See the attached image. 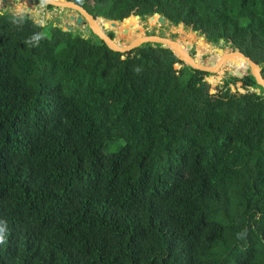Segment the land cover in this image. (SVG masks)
<instances>
[{
  "label": "trees",
  "instance_id": "1",
  "mask_svg": "<svg viewBox=\"0 0 264 264\" xmlns=\"http://www.w3.org/2000/svg\"><path fill=\"white\" fill-rule=\"evenodd\" d=\"M67 1L111 21L158 13L264 67V0ZM44 32L0 9V264H264L254 77L212 94L160 44Z\"/></svg>",
  "mask_w": 264,
  "mask_h": 264
},
{
  "label": "water",
  "instance_id": "2",
  "mask_svg": "<svg viewBox=\"0 0 264 264\" xmlns=\"http://www.w3.org/2000/svg\"><path fill=\"white\" fill-rule=\"evenodd\" d=\"M31 2H35V0H29ZM43 3V5H51L53 7H60L63 8V11H66L65 9L70 8L71 10H77L82 16H79L75 19L74 16L70 17L72 20H76L75 27H83L84 30L83 32L86 33H95L99 38H96L94 40H97L101 43H104L109 49L120 52V53H127L131 52L136 48L141 47L142 45L152 43V44H160L163 47L171 49L174 54L181 60L183 61L187 66L195 69V70H200L204 71L207 73H218L220 72L226 65L232 64L233 68L232 70L225 69L224 70V75H230L234 74L235 76L239 78H243L247 75H252L257 83L258 86L262 87L264 89V75L262 73V66L254 62L250 57L246 56L244 53L239 51L238 49L235 48V46L231 44V46L234 48L233 51L231 52L230 55L231 57H228L229 55L226 53L220 54V58L217 61H214V64H212L209 67H203L199 64H195L192 61H190L187 57V55L180 50L178 47L177 43L175 40H173V37H166V36H160L158 34H141V30L137 29L135 30V34H137L138 37L128 45L124 47H118L116 44V41L113 37L109 36L107 34L108 31L111 30V25L118 27L117 24H121L124 21H128L130 18H135L136 20H140L141 16L136 15V16H131L127 19L124 20H119V21H111V20H106L102 17H95L91 13H89L84 7L80 6L79 4L73 2V1H67V0H38V4ZM65 8V9H64ZM31 10V9H29ZM155 18L159 20L161 24H166L167 20L163 17L160 16L158 13H156L153 17L150 23H152ZM102 21L104 23V28L103 32L98 31L94 24L97 22ZM183 26L184 28L187 27L185 24L180 23L178 25ZM63 28L62 26H60ZM66 29L64 31H74L75 27L74 25H66ZM191 32L200 34L199 31L193 30L191 27H187ZM131 30L129 28L124 29L121 31L122 34L129 35ZM203 37L205 38H211L206 34H203ZM216 42H221L224 41V39H218V38H212ZM202 56H205V50L200 51ZM248 65L245 67V65ZM250 66V68H249Z\"/></svg>",
  "mask_w": 264,
  "mask_h": 264
},
{
  "label": "rangeland",
  "instance_id": "3",
  "mask_svg": "<svg viewBox=\"0 0 264 264\" xmlns=\"http://www.w3.org/2000/svg\"><path fill=\"white\" fill-rule=\"evenodd\" d=\"M9 5V6H8ZM39 6L41 4H38ZM36 7L35 2H31L29 0H8V4L4 0H0V9L9 12L14 15H25L28 13L30 15L31 19H34L37 23H41L42 25L45 26V34H49L50 30L54 26H62L63 30L66 29V25H71L75 27V21L72 20L70 17L74 16L75 18L79 17L81 14L77 10H71L70 8H64L66 11L62 13V9L60 7H55L54 9L50 10L47 9V7ZM31 8V10H29ZM67 16V18H66ZM133 18V17H132ZM157 18H155V21H153L151 24L142 22L141 20H136L133 19L131 20L128 24H117L118 27L112 26L111 25V32L114 33L116 31L115 37L116 41H124L125 45L131 43L134 41V39L137 36L135 34V30L140 29L141 34H145V29L148 26V28L155 27L157 34L160 33L161 31L165 33L166 37H173V40L175 41H180L181 43H184V46L188 48L189 52L199 58L200 60L202 59L203 61L205 60V56H202L200 51L205 50V54H213L214 52H217V49H223L218 45H213L207 41L205 37L201 34H194L191 33L190 30L187 28H183V26L175 27L176 25H171L170 27L173 26V30H170V28L162 27L159 23H157ZM129 28L131 32L129 35L122 34L121 31L124 29ZM84 28L79 27L74 29L76 32H80L84 37L89 38L92 37L90 34H85L83 32ZM227 42V41H225ZM229 43V42H227ZM225 51V49H224ZM226 52V51H225ZM218 53V52H217ZM204 57V58H203ZM211 62H214L215 59L211 58ZM245 65V64H244ZM248 65H245V67ZM180 65H176V68H179ZM250 68V66H249ZM232 70L233 65L228 64L226 67H224L220 72L218 73H209L207 77V81L211 85V93L215 94L217 92V87L220 85V83H223V78H224V70ZM234 91L237 89L240 93H247L249 91H253L251 89H245L243 87V84L239 83L237 88H233ZM254 90L258 93H260V90L257 88H254Z\"/></svg>",
  "mask_w": 264,
  "mask_h": 264
},
{
  "label": "bare ground",
  "instance_id": "4",
  "mask_svg": "<svg viewBox=\"0 0 264 264\" xmlns=\"http://www.w3.org/2000/svg\"><path fill=\"white\" fill-rule=\"evenodd\" d=\"M16 16H21V17H23V16H25V17H27V18H29L30 17V15L28 14V13H26L25 15H16ZM120 24V23H119ZM121 24H123V23H121ZM94 26L96 27V29L98 30V31H101V32H103V26H101L100 25V23L99 22H97L96 24H94ZM191 32V31H190ZM191 33H193V32H191ZM87 35L89 34H91V35H94V36H96V37H98L97 35H95V33H86ZM194 34H196V33H194ZM99 38V37H98ZM136 39V38H135ZM134 39V40H135ZM115 41H116V39H115ZM176 43H177V45H178V47L180 48V50H182L186 55H187V57H188V59L190 60V61H192L193 63H195V64H199V65H201V66H203V67H209V65H208V63L206 62V61H202V60H200L199 58H197L196 56H194L193 54H191L188 50H187V48H185V46L180 42V41H176ZM116 44L118 45V47H124V46H122V45H120L119 43H118V41H116ZM149 44V43H148ZM214 45V44H213ZM217 54L218 55H220V54H222V53H226V54H228L229 56L228 57H231L232 55H230L231 54V52H229V53H227V52H225L224 51V49H217ZM220 58V57H219ZM219 60V59H218Z\"/></svg>",
  "mask_w": 264,
  "mask_h": 264
},
{
  "label": "flooded vegetation",
  "instance_id": "5",
  "mask_svg": "<svg viewBox=\"0 0 264 264\" xmlns=\"http://www.w3.org/2000/svg\"><path fill=\"white\" fill-rule=\"evenodd\" d=\"M7 4H8V0H4ZM9 6V5H8ZM35 6L36 7H38L39 5H38V0H36L35 1ZM40 7V6H39ZM63 10V9H62ZM64 11H62V13H63ZM89 12V11H88ZM63 14H65V13H63ZM80 16H82V15H80ZM152 17L153 16H151V17H145V18H142L141 17V21L142 22H145V23H149V24H151L150 23V21L152 20ZM66 18H67V16H66ZM76 19V18H75ZM155 21V20H154ZM75 23H76V21H75ZM157 23H159L162 27H166V28H170V30H173V26L172 27H170L171 25H173L172 23H170L169 21H167V23L166 24H161L160 22H159V20H157ZM148 26L149 25H147V27H146V29H145V34L146 35H149V34H157V32H156V29H155V27H152V25H151V27L150 28H148ZM175 27H178V25H176ZM188 27V26H187ZM187 27H185V28H187ZM188 29V28H187ZM189 30V29H188ZM107 34L109 35V36H111V37H113L112 36V34L114 35V34H116V31L114 32V33H112L111 31H108L107 32ZM158 35H160V36H165V33L164 32H160V33H158ZM201 35V34H200ZM114 38V37H113ZM183 45H184V43H182ZM186 48V47H185ZM188 49V48H187ZM189 51V50H188Z\"/></svg>",
  "mask_w": 264,
  "mask_h": 264
},
{
  "label": "clouds",
  "instance_id": "6",
  "mask_svg": "<svg viewBox=\"0 0 264 264\" xmlns=\"http://www.w3.org/2000/svg\"><path fill=\"white\" fill-rule=\"evenodd\" d=\"M36 1V0H35ZM41 5H40V7L42 6V7H45L46 5H43V3H40ZM31 9V8H30ZM39 39H40V34L39 33H37V34H34L31 38H30V40L31 41H39ZM264 67L262 66V69H263ZM249 89H251V90H253V91H255L254 90V88H249Z\"/></svg>",
  "mask_w": 264,
  "mask_h": 264
},
{
  "label": "built area",
  "instance_id": "7",
  "mask_svg": "<svg viewBox=\"0 0 264 264\" xmlns=\"http://www.w3.org/2000/svg\"><path fill=\"white\" fill-rule=\"evenodd\" d=\"M262 73H263V75H264V68L262 69Z\"/></svg>",
  "mask_w": 264,
  "mask_h": 264
}]
</instances>
